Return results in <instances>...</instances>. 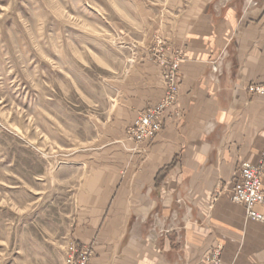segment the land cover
<instances>
[{"label":"crops","instance_id":"1","mask_svg":"<svg viewBox=\"0 0 264 264\" xmlns=\"http://www.w3.org/2000/svg\"><path fill=\"white\" fill-rule=\"evenodd\" d=\"M173 3L159 30L179 56L177 99L154 143H120L165 93L149 58L132 67L112 114L116 145L90 160L73 238L91 264H210L215 247L220 264H264V222L231 201L242 164L264 155V94L250 90L264 88V0Z\"/></svg>","mask_w":264,"mask_h":264},{"label":"rangeland","instance_id":"2","mask_svg":"<svg viewBox=\"0 0 264 264\" xmlns=\"http://www.w3.org/2000/svg\"><path fill=\"white\" fill-rule=\"evenodd\" d=\"M173 5L0 0V264H66L68 246L79 243L77 196L93 169L90 160L116 145L110 130L117 95L132 67L148 58L160 69L164 97L119 142H155L158 136L131 140L128 131L163 104L167 64L180 65L159 30ZM245 210L248 220L261 223ZM221 253L212 248L205 261L220 264Z\"/></svg>","mask_w":264,"mask_h":264},{"label":"built area","instance_id":"3","mask_svg":"<svg viewBox=\"0 0 264 264\" xmlns=\"http://www.w3.org/2000/svg\"><path fill=\"white\" fill-rule=\"evenodd\" d=\"M168 49L169 47H165L166 51H168ZM178 68V59L174 65H171V63L167 64L166 69H168V74L165 76V81L167 83L168 94L164 98L162 102L163 104L139 119L135 126L130 127L128 136L131 140L142 142L146 140H153L159 135L162 129V116L165 111V107L173 104L178 96V86L176 80V71ZM250 90L262 95L264 94V88L252 87ZM262 167H264V155L259 166L243 163L239 179L231 190L232 201L237 204L244 205L247 209L248 217L261 222L264 221V216L256 210V206L260 205L264 208V193L260 180ZM66 254V264H90L92 256L91 251L87 247H83L81 244L76 242L70 243Z\"/></svg>","mask_w":264,"mask_h":264}]
</instances>
